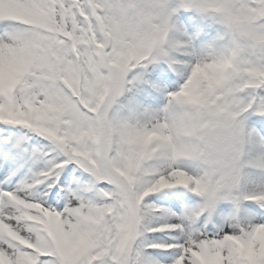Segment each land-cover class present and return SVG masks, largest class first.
Returning a JSON list of instances; mask_svg holds the SVG:
<instances>
[{
  "label": "snow or ice",
  "instance_id": "1",
  "mask_svg": "<svg viewBox=\"0 0 264 264\" xmlns=\"http://www.w3.org/2000/svg\"><path fill=\"white\" fill-rule=\"evenodd\" d=\"M123 5L0 0V264H264V188L202 211L165 147L178 98L264 101V0L167 5L146 55Z\"/></svg>",
  "mask_w": 264,
  "mask_h": 264
},
{
  "label": "clouds",
  "instance_id": "2",
  "mask_svg": "<svg viewBox=\"0 0 264 264\" xmlns=\"http://www.w3.org/2000/svg\"><path fill=\"white\" fill-rule=\"evenodd\" d=\"M185 3L186 0H124L122 15L135 21L128 33L127 47L145 55L159 49L169 35L160 26V11L171 4L173 15L195 12ZM166 113L165 105L162 120L167 118ZM253 117L264 118V101L244 102L225 94L221 102L213 100L197 109L177 99L165 147L172 162L198 180L199 191L193 195L202 211L212 213L222 204L234 207L238 188L261 168L264 136L250 123Z\"/></svg>",
  "mask_w": 264,
  "mask_h": 264
},
{
  "label": "rangeland",
  "instance_id": "3",
  "mask_svg": "<svg viewBox=\"0 0 264 264\" xmlns=\"http://www.w3.org/2000/svg\"><path fill=\"white\" fill-rule=\"evenodd\" d=\"M194 16V13L192 12H184L180 11L177 14V20L179 22H182L184 18L187 17H192ZM186 30H190L189 26H185ZM243 186L247 188L248 190H256L257 186L264 188V173H258L254 172L252 173L244 182ZM219 208L221 209H226V210H231L232 206L228 204H222ZM240 219L245 220V219H255L252 214L248 211V206L247 205H242L241 206V212H240Z\"/></svg>",
  "mask_w": 264,
  "mask_h": 264
}]
</instances>
